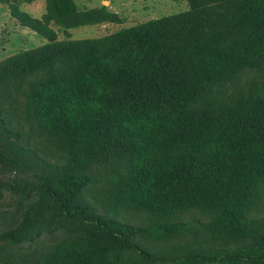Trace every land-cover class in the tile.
<instances>
[{
	"label": "trees",
	"instance_id": "obj_1",
	"mask_svg": "<svg viewBox=\"0 0 264 264\" xmlns=\"http://www.w3.org/2000/svg\"><path fill=\"white\" fill-rule=\"evenodd\" d=\"M32 1L0 0L46 39L0 60V165L17 169V155L38 150L1 142L22 136L7 123L17 109L56 162L39 158L44 173L3 185L35 197L0 240L31 241L56 221L74 238L35 264H264V215L248 213L264 196V81L220 89L264 66V0H188L82 39H57L49 24L119 22L116 13L45 0L34 17L18 7ZM106 163L118 173L100 213L81 194L84 170Z\"/></svg>",
	"mask_w": 264,
	"mask_h": 264
},
{
	"label": "rangeland",
	"instance_id": "obj_2",
	"mask_svg": "<svg viewBox=\"0 0 264 264\" xmlns=\"http://www.w3.org/2000/svg\"><path fill=\"white\" fill-rule=\"evenodd\" d=\"M79 9H87L100 5L116 13L119 22H102L97 24H86L73 28L62 29L51 22L49 26L56 31L57 39H82L100 37L114 32L120 28L129 27L149 19L162 17L168 14L185 11L189 9L188 0H74ZM20 10L28 12L34 17H40L45 11V0H34L32 2H20ZM46 42V39L28 27L20 25L9 13L6 4L0 3V60L21 50L34 48ZM254 81H264V66L252 69H245L230 82L223 84L220 89L231 91L232 89L246 85ZM21 99V98H20ZM8 125L18 131H22L19 138L9 137L1 142L16 154L15 146H34L36 153L22 154L18 158L24 161L17 169L10 166L0 165V230L13 225L19 218V210L24 203L30 201L32 196L9 193L3 188L11 178L18 181L34 180L36 175L44 173L45 167L37 163L39 158L47 161H55L51 155L50 143L44 135L29 132V126L20 118V110H13L9 113ZM89 182V190L82 192L81 197L89 201L97 208V211L104 213L98 204L99 196L109 192L115 185L116 173L114 165L106 163L102 166H94L84 170ZM58 174V172H54ZM45 210H37L36 217L45 216ZM249 215L260 217L264 215V196L259 199ZM44 225L46 223L44 222ZM49 225V224H48ZM49 232H41L31 241L9 244L0 240V264H35L38 256L57 245L73 239V235L62 230L58 222L53 223ZM162 264V263H157Z\"/></svg>",
	"mask_w": 264,
	"mask_h": 264
}]
</instances>
